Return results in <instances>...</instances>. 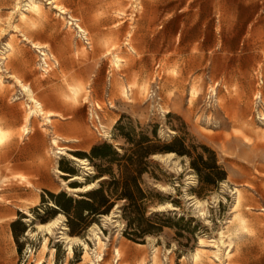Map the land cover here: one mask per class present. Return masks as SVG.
<instances>
[{"label":"rangeland","instance_id":"1","mask_svg":"<svg viewBox=\"0 0 264 264\" xmlns=\"http://www.w3.org/2000/svg\"><path fill=\"white\" fill-rule=\"evenodd\" d=\"M36 1L42 16L28 11L31 0H0V51L8 43L14 48L0 61V124L15 134L0 148V264H153V247L159 248V264H195L200 240H219L229 226L236 189L248 228L235 239L229 262L219 243L222 262L206 257L201 264H264V0H59L58 7ZM21 12L30 19L22 21ZM76 24L89 34L91 49L77 40ZM35 44L57 62L51 73L41 71ZM112 49L125 61L119 69L107 56ZM157 65L160 107L154 109L148 94ZM16 78L55 114L52 125L34 116L30 133L23 131L30 111ZM77 84L84 91L75 99L70 86ZM134 84L147 89L141 93ZM194 86L201 92L197 100ZM123 87H132L130 100ZM123 116L148 134L157 127L158 146L184 138L198 153L206 147L227 173L200 191L189 158L153 156L141 184L148 195L146 218L162 217L163 228L147 236L145 246L124 235L123 202L109 220L99 215L77 221L78 234L72 235L68 217L50 196L80 200L100 188L104 179L89 191H74L92 184L96 169L90 161L84 169L70 156L82 159L75 153L89 154L98 144L123 154L125 140L115 129ZM54 137L65 153L53 148ZM62 166L82 179L65 185L73 175H60ZM56 220L54 235L38 229ZM62 232L77 238L73 255L59 239ZM96 235L105 243L104 262L95 255ZM83 243L90 247L86 260Z\"/></svg>","mask_w":264,"mask_h":264},{"label":"trees","instance_id":"2","mask_svg":"<svg viewBox=\"0 0 264 264\" xmlns=\"http://www.w3.org/2000/svg\"><path fill=\"white\" fill-rule=\"evenodd\" d=\"M138 128L141 129L140 132ZM115 129L119 137L125 140L123 154L109 144H98L89 154L75 153L94 165L96 175L92 183L104 179L100 188L84 195L80 200L68 197L65 193L50 194L59 210L68 217L72 235L78 234L77 221L108 215L117 202L124 203L123 218L127 222L124 235L129 240L143 244L147 236L161 232L162 217L146 218L148 195L141 184V178L148 173L150 159L161 153H174L189 158L190 166L198 176L200 191L227 178L226 171L218 166L216 154L206 147L201 148L203 153H198V148L187 146L184 138H177L165 147L158 146L157 127L148 134L144 128L135 126L134 122L125 116L117 123ZM115 166L118 167L117 172ZM61 170L65 174L76 176L74 169L62 166Z\"/></svg>","mask_w":264,"mask_h":264},{"label":"bare ground","instance_id":"3","mask_svg":"<svg viewBox=\"0 0 264 264\" xmlns=\"http://www.w3.org/2000/svg\"><path fill=\"white\" fill-rule=\"evenodd\" d=\"M58 1L59 0H51V4H55L56 7H58ZM63 11V13H66L65 9L62 7L60 8ZM28 11L32 12L38 16H42L43 14V6L41 5L40 2H37L36 0H31L29 7H28ZM21 16V20L22 21H27L30 19V17L28 16V14H26L25 12H21L20 14ZM80 27V26H79ZM81 30H83L82 27H80ZM25 40H28V38H26ZM35 49H38L40 53H42L44 56L49 57V58H53V56H51V54L47 51L46 52V48H42L40 46H38L37 44H35ZM113 49H115L113 47ZM112 50H109V52L107 53V56H112V62L115 66V68L119 69L121 67V65L125 62L123 59H121V57L119 56L118 53H113ZM12 50H14L12 43H8L7 45L4 46L3 50L0 51V61L2 60H7L8 56L7 53L11 52ZM16 84L19 88H21V92L23 93L24 97H27V101H28V108H29V115L26 117V123L27 125L24 126L22 129L26 134L30 133V129H29V123L31 122L32 118L34 116L37 117H44V120L46 121L47 124H53V118L56 117L55 114L53 112H47L44 108V105L38 101L35 97V93L34 91L27 85H25L20 79L16 78ZM117 83V80H116ZM4 82H3V78H0V86H3ZM133 89L137 90L139 89L141 93H144L147 89V85H137L134 84L133 85ZM84 91V86L82 84H77V85H71L70 86V92L71 95L73 96V98L78 99ZM132 91V87H123L122 88V94L125 98H127L128 100H130V92ZM201 95L200 90L194 86L191 89V97L194 100L199 99ZM19 98H17L18 100ZM169 113V111H168ZM118 123V122H116ZM103 129H105V127H103ZM15 137V134L10 131L5 129L1 124H0V148L3 147L4 145H6L8 142H10L13 138ZM52 146L53 148H55L58 153H65L66 148H63L60 146V138L59 137H54L52 140ZM175 154H168V156H174ZM71 159L79 162L82 167L84 169L89 170L88 168V160L85 159H77L73 156H70ZM155 158H160L163 157L161 155H156L154 156ZM58 173L60 175H67L65 173H63L62 171H58ZM82 178L80 176H73L72 178H70L67 182H64V184H70L72 182H78L79 180H81ZM23 180L25 181V179L23 178ZM96 185V183H92V184H87L83 187L80 188H76L74 189V191H79V192H86L91 190L94 186ZM236 195H237V201L235 204V208H234V213L235 215L233 216V218L228 222L229 226H227L226 228H224L223 231L220 232V238L219 240H209L206 241L205 239H201L200 240V247L197 249L196 253L193 255V261L195 262V264H201L203 262V260L206 257H213L216 259L217 262H222V258H221V246L219 243H221L223 246H225L227 248L226 250V259L228 260V262L231 260L232 256H233V250L235 249V244L236 241L235 239L239 237L241 231L246 230L248 228V224L249 222L247 221V219L245 217H243L242 214L239 213V209L241 208L242 204H243V194L241 192L240 189H236ZM193 205L196 207H200L202 205V203L200 201L194 200L193 201ZM114 215V213H113ZM103 218L105 220H109L110 216H103ZM60 220H56L53 221L47 225H40L38 226V229L40 231L45 230L47 232L48 235H54L55 233V229L58 227ZM232 227V228H230ZM62 230H67V228H63ZM60 240H62L63 242L67 243V247H68V252L70 255L74 254V250H73V241L77 240V238H73V237H69L66 235L65 232L61 233V236L59 237ZM48 241L49 238H45V243L43 246V250H47L48 249ZM96 251H95V255L96 258L102 262L105 261L104 258V247H105V243L103 242L102 238L99 235H96ZM84 245V250H85V255L83 257V259H88L91 257V253H90V247L86 244L83 243ZM141 246H145V245H141ZM207 247H213L214 249H216V251H208ZM55 251V250H54ZM159 248L158 247H153V264H159ZM115 257L118 258V260L122 259V253L119 249H117L115 251ZM43 261L40 260L38 262V264H42ZM229 264V263H228Z\"/></svg>","mask_w":264,"mask_h":264},{"label":"built area","instance_id":"4","mask_svg":"<svg viewBox=\"0 0 264 264\" xmlns=\"http://www.w3.org/2000/svg\"><path fill=\"white\" fill-rule=\"evenodd\" d=\"M75 26L79 35L77 40L83 43L87 49H91L92 42L89 34L84 29L81 30L78 24ZM40 55L42 57L41 71L45 74L51 73L54 67H56L57 62L53 58L44 56L42 53H40ZM148 102L154 107V109L160 107V65H157L156 67V76L148 94Z\"/></svg>","mask_w":264,"mask_h":264},{"label":"snow or ice","instance_id":"5","mask_svg":"<svg viewBox=\"0 0 264 264\" xmlns=\"http://www.w3.org/2000/svg\"><path fill=\"white\" fill-rule=\"evenodd\" d=\"M0 142H2V141H0Z\"/></svg>","mask_w":264,"mask_h":264}]
</instances>
